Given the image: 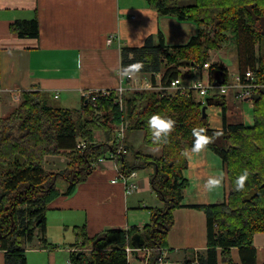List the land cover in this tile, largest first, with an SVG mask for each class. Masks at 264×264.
I'll return each instance as SVG.
<instances>
[{
	"label": "trees",
	"instance_id": "1",
	"mask_svg": "<svg viewBox=\"0 0 264 264\" xmlns=\"http://www.w3.org/2000/svg\"><path fill=\"white\" fill-rule=\"evenodd\" d=\"M148 4L161 16L197 25L199 32L182 46H166L159 33L156 40L148 38L143 47H123V73L128 69L127 73L147 74L154 83L163 73L162 83L167 85L182 76L180 68H193L195 64L204 68L211 50L230 43L237 51L243 82H250L246 73L253 72L257 83L264 85V56L257 55V46L264 45V0H195L190 5H182L179 0H148ZM205 26L210 29L207 33L202 28ZM12 30L22 38H38L40 33L37 19L16 21ZM137 63L141 64L138 69L133 67ZM210 77L213 86L226 84L227 70L214 64ZM169 98L155 91H127L126 108L121 111L114 103L113 91L95 103L82 99L79 109L55 107L49 96L38 90L22 94L20 105L0 119V250L5 252L6 264H27V247L37 239L38 232H46L49 205L73 195L100 158L117 153L120 144L114 129L124 121L130 122L126 132L142 130L143 145L161 152L153 157L131 151V163L123 155L117 159L126 178L136 169L153 168L151 186L163 207L153 211L152 223L143 231L150 236L144 247H167L173 213L181 207L189 187L184 171L188 167L187 153L195 141L192 129L202 128L209 138L203 147L221 159L230 191L221 203L192 206L205 212L208 227V247L196 254L201 264H218L220 250L223 260L234 264L231 249L237 248L241 264H257L253 237L264 233V90L258 89L253 95L252 126L228 124L225 99L212 98L210 105L222 108L221 131L209 127L203 105L193 93ZM153 114L174 121L167 136L158 141L153 140L147 126ZM98 133L103 134V142L97 140ZM81 142L84 147L78 146ZM125 146L131 150L126 141ZM50 155L70 159L71 173L48 172L45 164ZM245 170L248 176L244 187L237 190L235 180ZM58 176L67 183L63 189L57 187ZM75 232L78 250L70 257L74 264H128L125 248L140 230L110 229L92 238L84 228L77 227Z\"/></svg>",
	"mask_w": 264,
	"mask_h": 264
},
{
	"label": "crops",
	"instance_id": "2",
	"mask_svg": "<svg viewBox=\"0 0 264 264\" xmlns=\"http://www.w3.org/2000/svg\"><path fill=\"white\" fill-rule=\"evenodd\" d=\"M194 1L179 0L182 5ZM33 19L39 22L38 38H22L12 30L16 21ZM196 26L157 14L149 7L148 0H0V119L16 109L22 94L31 90L46 93L51 104L58 105L55 107L76 109V105L83 102V93L114 90L121 85L123 47H143L148 38L156 40L159 33L163 34L168 47L186 45L198 34ZM210 53L214 54V50ZM190 70L189 78L194 74L193 69ZM236 71L232 74L237 75L239 68ZM197 77L203 81L208 79L205 72L200 76L197 73ZM158 79L161 80L160 75ZM215 90L220 94L219 89ZM238 92L234 89L226 96L220 95L226 101L228 124H246L243 110L248 105L254 108L248 100H236ZM211 97L210 94L205 100ZM206 113L209 127L221 131L222 108L208 105ZM251 123L246 125L252 126L254 118ZM143 137L142 130L126 132L127 147L131 148L130 152L144 148L143 153L151 156L157 149L144 146ZM100 139L98 133L97 140L101 142ZM57 156L64 162L63 155L48 157ZM127 156L131 163L133 156ZM102 158L104 161L95 163L92 173L77 186L73 195L60 197L49 205L46 232H38L37 239L29 244L26 259L28 254L36 259L44 257L39 264H68L72 250L77 248V227L84 228L89 238L104 230L133 228L140 230L138 234L143 237L149 236L143 231L151 225L153 211L163 207L151 186L153 168L136 169L124 182L117 161L111 160L110 155ZM187 160L184 175L189 187L184 191L181 207L173 213L174 225L167 235L170 259L177 263L191 260L195 252L208 247L207 216L192 206L225 201L229 186L222 161L212 150L205 147L190 150ZM210 177L220 180L211 191L204 186ZM129 184L135 186L130 193L127 192ZM67 214L74 215V220L65 219ZM55 219L64 232L62 240L57 238V242L50 235L58 228L53 223ZM130 243L129 247H133L132 240ZM253 245L257 250V264H264V233L254 235ZM231 257L234 264H241L239 249H231ZM29 262L27 259V264ZM130 262L139 264L133 254ZM0 264H6L2 250ZM218 264H229L223 260L220 250Z\"/></svg>",
	"mask_w": 264,
	"mask_h": 264
},
{
	"label": "built area",
	"instance_id": "3",
	"mask_svg": "<svg viewBox=\"0 0 264 264\" xmlns=\"http://www.w3.org/2000/svg\"><path fill=\"white\" fill-rule=\"evenodd\" d=\"M210 67V64H205L206 70H208ZM193 69V68H191ZM194 74L189 78L188 82L185 83L184 78H177L172 80L169 84L164 85L161 83V80L158 79V76H156V83H154L150 77L149 79L143 77V75L139 74H133V73H126L124 74V79L121 82V85L117 87L114 90H93V91H87L83 93L82 98L86 100L87 103H95L96 100H98L101 97H108L111 92H114V103L117 105L121 111H125L126 108V101H125V95L127 91H155V92H161L162 96H165L167 93L170 94H180V95H188L189 93H195L198 96H201L203 100H201L202 104L206 105L205 100L207 97H209V90L213 89L214 86L210 84V75L206 74L208 79L206 81L200 80L197 77V73L200 71V68L198 71L193 70ZM141 76V77H139ZM247 81H250L248 83L243 82L242 77L240 74L235 76V80L233 82V85H227L223 84L217 87V89L220 90V95L226 96L229 91L232 89H238L239 92L235 95V99L238 101H244L249 98H253V95L257 89V84L255 81V75L253 72H247ZM215 89V88H214ZM204 106V105H203ZM129 122L124 121L122 122L119 127L114 130V133H116V137L118 140V143L120 144L119 149L117 153L112 154L110 156L111 160L117 161L118 157L120 155H124L127 151L125 146V137H126V130L128 128ZM79 147H84L85 143L81 142ZM104 159L100 158L99 163L103 162ZM132 176H135V173L132 174ZM120 178L126 182L127 178L120 175ZM114 183L117 182V180L113 181ZM135 189V186L133 184L127 185V192H133ZM77 249H74L72 251H76ZM127 256H128V264H131L130 262V255L134 254L136 257H138V260L141 262V264H201L199 261V258L197 255H195L194 258L191 260H185L183 262L177 263L170 259L169 256V248L168 247H141V248H134L127 246L125 248ZM68 264H74L71 260Z\"/></svg>",
	"mask_w": 264,
	"mask_h": 264
},
{
	"label": "rangeland",
	"instance_id": "4",
	"mask_svg": "<svg viewBox=\"0 0 264 264\" xmlns=\"http://www.w3.org/2000/svg\"><path fill=\"white\" fill-rule=\"evenodd\" d=\"M194 25V24H193ZM196 26V25H195ZM197 27V26H196ZM198 28V27H197ZM203 28V30H204V32L205 33H207V32H209L210 31V29L207 27V26H205V27H202ZM199 29V28H198ZM197 29V30H198ZM196 32H198V31H196ZM195 34H197V33H195ZM194 36V35H193ZM257 55L259 56V57H262V56H264V45H263V47H262V45H258L257 46ZM209 56H210V59H209V62H208V64H210V67L212 66V65H214V64H218V65H220V66H223V67H225V69L227 70V74H228V77H227V85H233V82H234V80H235V77H234V75L235 74H232L233 73V71L235 70H238V67H237V64H238V54H237V51H236V49H235V47L234 46H232V45H230V43H225L220 49H217V50H214V54L213 53H210L209 54ZM213 57V58H212ZM164 61L166 62V59L164 58ZM210 67H209V69L208 70H206V68H205V66H204V68H200V66L199 65H194L193 66V70H196V71H198L199 70V68H200V71L198 72V76H200L203 72H205V74H209L210 75ZM191 68H180V71H181V75H182V78H189V76H190V73L192 72V70H190ZM237 72V71H236ZM207 74V75H208ZM238 74H239V72H238ZM237 74V75H238ZM141 75H144V74H141ZM232 75V76H231ZM145 76V78H147V79H149V75H144ZM143 76V77H144ZM160 76H161V83H162V78H163V73H161L160 74ZM236 76V75H235ZM139 77H141V76H139ZM187 78V80H189ZM210 79H211V77H210ZM201 80V79H200ZM255 81H256V79H255ZM210 84H211V80H210V82H209ZM256 84H257V89H256V91L258 90V89H261V90H264V85H261V84H259V83H257V81H256ZM218 86H220V85H216V86H214V88L215 89H217V87ZM211 89V90H209V95L211 94L212 95V97L211 98H217V97H219L220 96V94L218 93L217 94V92H216V90L215 89ZM236 89V88H235ZM232 90H234V89H232ZM231 90V91H232ZM230 92V91H229ZM174 95H175V93H173V94H170V93H167L165 96H167V97H170L169 99H171V98H173L174 97ZM193 96H194V98L196 99V101H198L199 103H201V101L199 100L200 98H202L201 96H198V95H196L195 93H193ZM203 99V98H202ZM246 100H248V101H250L251 102V104L253 105V107H254V100H253V98L251 99V98H249V99H246ZM216 101V100H215ZM207 102V101H206ZM217 102H218V100H217ZM239 102H242V101H239ZM53 106L55 105V106H58L57 104H55L54 102H53V104H52ZM81 105L82 104H77L76 105V109H79L80 107H81ZM201 105H205V104H202L201 103ZM206 105H208V103H206ZM75 106V105H74ZM211 106H216V105H211ZM248 107H249V105H248ZM245 107L244 108V122L246 123V124H252L251 122H252V120H253V108H251V107ZM202 108H203V106H202ZM13 111V110H12ZM12 111H10V113L12 112ZM9 113V114H10ZM9 114H7V115H9ZM240 117V116H239ZM235 118V117H234ZM238 117H236L235 119H237ZM238 121H240V118H238ZM129 124H130V122H129ZM129 126V125H128ZM119 127V125L114 129V130H116L117 128ZM127 131V130H126ZM101 135V139L100 140H102V142L104 141V136H103V134H100ZM125 141H126V137H125ZM143 149L144 148H142L141 150H140V152H144L143 151ZM158 150V149H157ZM152 151V153H151V156H153V157H159L160 155H161V152L158 150V151ZM135 151H138V150H135ZM129 154H131V156H132V153L129 151V150H127L126 152H125V154L123 155V156H127V155H129ZM147 154V153H146ZM120 156H122V155H120ZM150 156V155H149ZM48 157V156H47ZM46 157V158H47ZM128 157V156H127ZM126 157V158H127ZM59 158V156H57V157H55V158H53V157H51V158H47L46 160H47V162H46V164H45V169L48 171V172H51V171H53V172H51V173H57V174H60V173H64V174H66V175H68L69 174V171H70V173H71V170H72V168L70 167V159H68L67 157H65V159H64V162H61V159H58ZM133 161V160H132ZM70 169V170H69ZM51 170V171H50ZM59 178H58V180H57V187L58 188H63V186L65 185H67V183H66V181H64V177H62V176H58ZM65 188V187H64ZM229 191H230V185L228 186V193H229ZM73 216L74 215H70V214H67V216L65 217V219H71V220H74L73 219ZM58 219L59 220H61L60 219V217H58ZM64 219V218H63ZM53 223L54 224H56V226H58V228H55L54 230H52V232H51V236L53 235L54 236V238H55V242H57V238H60L61 240H62V235L64 234V232H63V230L61 229V226H59V223H58V221L55 219L54 221H53ZM56 226H54V227H56ZM67 230V229H66ZM72 231V230H71ZM67 240H69V236H67ZM68 242V241H67ZM34 244V243H33ZM60 244H62V241H60ZM35 246H36V244H35ZM77 249V248H76ZM78 250V249H77ZM67 251L66 250H64V253H66ZM195 255H197L196 254V252L194 253V257H195ZM198 256V255H197ZM198 258H199V256H198ZM27 259H28V261H30L29 263L30 264H39V262H40V260L41 261H44L45 260V258L44 257H39V258H35V257H33V256H29L28 254H27ZM59 263H61V261L59 262ZM133 264H137V263H135V262H133ZM139 264H141L140 263V261H139Z\"/></svg>",
	"mask_w": 264,
	"mask_h": 264
},
{
	"label": "clouds",
	"instance_id": "5",
	"mask_svg": "<svg viewBox=\"0 0 264 264\" xmlns=\"http://www.w3.org/2000/svg\"><path fill=\"white\" fill-rule=\"evenodd\" d=\"M134 68H140L141 64L137 63L133 66ZM128 72V69L124 70V74ZM147 126L150 129V135L152 136L153 140H160L162 137H166L169 131L174 126V121L170 118L165 119L160 114H153L151 117H149L147 121ZM204 129L202 128H193L192 134L195 137V141L193 144V151H199L204 145H206L209 141V138L203 134ZM248 176L247 170H245L242 174H240L237 179L235 180V185L237 190L243 189L245 180ZM220 183V180L215 177H210L205 182V188H207L209 191H211L213 188L218 186Z\"/></svg>",
	"mask_w": 264,
	"mask_h": 264
},
{
	"label": "water",
	"instance_id": "6",
	"mask_svg": "<svg viewBox=\"0 0 264 264\" xmlns=\"http://www.w3.org/2000/svg\"><path fill=\"white\" fill-rule=\"evenodd\" d=\"M211 99H212V98H209V99L207 100L208 105H210V100H211ZM208 105H205V106L203 107V109H202V113H203V117H204V118H207L206 109H207V106H208ZM149 237H150V236H145V237H143L141 234H135V235H133V236L131 237L133 247H134V248H141V247H143V246L145 245V243H146V240H148Z\"/></svg>",
	"mask_w": 264,
	"mask_h": 264
}]
</instances>
